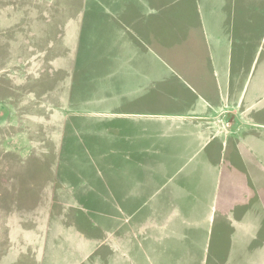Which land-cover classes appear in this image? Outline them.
I'll use <instances>...</instances> for the list:
<instances>
[{
  "label": "rangeland",
  "instance_id": "374dc122",
  "mask_svg": "<svg viewBox=\"0 0 264 264\" xmlns=\"http://www.w3.org/2000/svg\"><path fill=\"white\" fill-rule=\"evenodd\" d=\"M200 5L211 33L230 41L235 69L248 68L262 40L264 58V0H0V264H148L133 243L130 258L113 254V225L132 210L153 230L164 224L175 252L202 249V232L194 227L201 225L207 200L178 203L187 192L178 185L190 176L158 193L164 163L173 156L140 161L136 152L130 158L126 122L112 121L111 134L102 120L68 125L62 111L90 106L87 98L107 89L101 84L113 77L122 85L112 84L110 97L127 100L128 80L139 72L131 62L147 50L136 31L150 42L177 43L187 54L204 47L201 30H190L201 23ZM122 50L131 55H119ZM141 144L133 143L134 150ZM233 181L225 183V196L240 203L242 186ZM255 188L264 200L263 176L242 190ZM128 191L145 195V203L138 207L141 201L128 199ZM226 236L221 261L233 254ZM168 241L161 255L170 263ZM198 256L188 252L184 259L200 264Z\"/></svg>",
  "mask_w": 264,
  "mask_h": 264
},
{
  "label": "crops",
  "instance_id": "0c3cea01",
  "mask_svg": "<svg viewBox=\"0 0 264 264\" xmlns=\"http://www.w3.org/2000/svg\"><path fill=\"white\" fill-rule=\"evenodd\" d=\"M200 6L201 23L191 24L190 30H201L206 44L203 49L195 45L191 54L182 52L177 43L150 42L135 30L147 50L131 62L132 70L139 72L128 80L127 100L113 99V122L127 123L128 157L134 158L137 152L140 161L152 154L165 162L169 161L166 158H175L164 163L165 179L158 184L159 194L176 183L175 178L190 176L189 183L178 185L182 192L187 191L178 203L192 201L194 205L200 204L197 201L203 197L207 200L203 217L198 216L201 225L194 227L202 232V249L197 251L190 245L186 251L175 252L172 242L165 238L164 224L153 230L147 218L136 217L132 210L125 220L113 225V254L130 258L133 243L148 264H196L185 261L188 252L200 253V264H264L263 191L242 190L246 182L258 185L264 177V71H260L263 40L253 51L248 68L235 69L230 41L225 42L221 33H211L203 16L207 13ZM126 27L133 28L128 24ZM212 37H216L215 43ZM168 47L174 54H167ZM119 53L123 57L131 55L123 50ZM116 82L113 77V89L122 85ZM139 141L142 144L134 150L133 143ZM190 164L199 166L187 170ZM232 179L242 186L240 203H232L225 196V183ZM114 186L117 188L116 182ZM138 194L130 197L128 191L126 196L139 198L141 207L146 196ZM224 198L232 204L225 205ZM226 235L233 254L221 261L219 254ZM125 241L129 243L124 248L121 244ZM166 241L174 252L165 251L172 253L170 263L161 255Z\"/></svg>",
  "mask_w": 264,
  "mask_h": 264
},
{
  "label": "trees",
  "instance_id": "16d2710c",
  "mask_svg": "<svg viewBox=\"0 0 264 264\" xmlns=\"http://www.w3.org/2000/svg\"><path fill=\"white\" fill-rule=\"evenodd\" d=\"M113 81L109 79L102 83L101 86L107 89H101L93 98H87L88 102L91 103L90 106L86 107L80 104H76L75 107L66 108L65 106L62 109L63 111V118L69 119L68 125L76 124V121L83 118H92L96 120H102L107 123V130L113 134V98L110 97V93L112 90H109ZM57 108V107H56ZM71 111H69V110ZM79 112V113H78ZM111 114V115H107ZM74 121V122H72ZM109 123V124H108Z\"/></svg>",
  "mask_w": 264,
  "mask_h": 264
}]
</instances>
